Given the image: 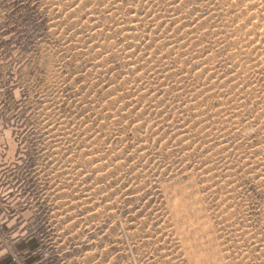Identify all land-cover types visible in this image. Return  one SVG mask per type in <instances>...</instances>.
<instances>
[{
  "label": "rangeland",
  "instance_id": "obj_1",
  "mask_svg": "<svg viewBox=\"0 0 264 264\" xmlns=\"http://www.w3.org/2000/svg\"><path fill=\"white\" fill-rule=\"evenodd\" d=\"M190 263L264 264V0H0V264Z\"/></svg>",
  "mask_w": 264,
  "mask_h": 264
},
{
  "label": "bare ground",
  "instance_id": "obj_2",
  "mask_svg": "<svg viewBox=\"0 0 264 264\" xmlns=\"http://www.w3.org/2000/svg\"><path fill=\"white\" fill-rule=\"evenodd\" d=\"M170 185H171V184H170ZM173 190H174V189H173ZM186 196H187V195H186ZM183 197H184V196H183ZM175 200H176V199H175ZM185 200H186V199H185ZM179 201H180V200H179ZM193 201H194V200H193ZM192 204H193V203H192ZM204 214H205V213H204ZM208 215H209V214H208ZM172 216H173V215H172ZM194 216H196V215H194ZM204 216H205V215H204ZM186 217H188V215H187ZM191 218H192V216H191ZM209 218H210V217H209ZM186 219H187V218H186ZM189 219H190V218H189ZM192 219H193V218H192ZM187 220H188V219H187ZM210 220H211V219H210ZM188 221H189V220H188ZM190 222H191V221H190ZM190 222H189V223H190ZM192 222H193V221H192ZM194 222H195V221H194ZM186 223H188V222L186 221ZM182 224H183V222H182ZM197 224H198V223H197ZM183 225H184V224H183ZM189 226H190V225H189ZM197 226H198V225H197ZM207 226H208V224H207ZM210 226H211V225H210ZM175 227H176V226H175ZM193 227H194V226H193ZM198 227H200V226H198ZM215 227H216V226H215ZM190 228H191V227H190ZM196 229L198 230V228H196ZM185 230H186V228H185ZM190 230H191V229H190ZM214 231H215V230H214ZM195 232H198V231H195ZM190 233H191V232H190ZM199 233H200V232H199ZM208 234H209V233H208ZM185 236H186V235H185ZM188 236H189V235H188ZM188 236H186V237H188ZM190 236H191V235H190ZM196 236H198V234H197V235L195 234V237H196ZM193 237H194V236H193ZM199 237H200V236H198V238H199ZM180 238H181V237H180ZM189 238H190V237H188L187 239H189ZM191 238H192V237H191ZM198 238H197V239H198ZM192 239H193V238H192ZM195 239H196V238H195ZM197 239H196V240H197ZM203 239H204V238H203ZM178 241H179V240H178ZM186 242H187V241H186ZM186 242H185V244H186ZM188 243H189V242H188ZM192 243H193V242H192ZM205 243H206V242H205ZM209 244H210V241H209ZM211 244H212V243H211ZM211 244H210V245H211ZM220 244H221V243H220ZM196 245H197V244H196ZM203 245H205V244H203ZM207 245H208V244H207ZM179 247H180V245H179ZM187 247H189V246H187ZM191 247H193L192 244H191ZM191 247H190V249H191ZM194 247H195V246H194ZM196 247H197V246H196ZM205 247H206V246H204L203 248L201 247L202 250H203ZM201 248H200V249H201ZM213 248H214V247H213ZM213 248H212V249H213ZM193 249H194V248H193ZM200 249H199V250H200ZM209 249H210V247H209ZM209 249L207 248L208 251H209ZM199 250H198V251H199ZM207 250H206L205 254L207 253ZM185 251H186V250H185ZM204 251H205V249H204ZM210 251H212V250H210ZM201 252H202V251H201ZM207 255H208V254H207ZM215 255H216V254H215ZM188 256H189V255H188ZM220 256H221V255H220ZM192 258H193V256H192ZM208 259H209V258H208ZM191 261H192V260H191ZM203 261H204V260H203ZM209 261H210V260H209ZM217 261H218V260H217ZM222 262H223V261H222ZM187 263H188V262H187ZM223 263H224V262H223ZM190 264H191V263H190Z\"/></svg>",
  "mask_w": 264,
  "mask_h": 264
}]
</instances>
